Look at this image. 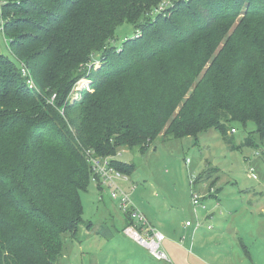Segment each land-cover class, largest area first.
Masks as SVG:
<instances>
[{
    "label": "trees",
    "instance_id": "trees-1",
    "mask_svg": "<svg viewBox=\"0 0 264 264\" xmlns=\"http://www.w3.org/2000/svg\"><path fill=\"white\" fill-rule=\"evenodd\" d=\"M167 1L0 0L12 52L0 56L10 68L0 65V264H60L66 237L80 241L92 227L81 199L93 184L88 153L145 150L166 125L162 140L215 130L233 149L229 131L248 122L264 139V0H174L159 10ZM125 23L136 35L116 47ZM83 78L90 90L69 102Z\"/></svg>",
    "mask_w": 264,
    "mask_h": 264
},
{
    "label": "rangeland",
    "instance_id": "rangeland-1",
    "mask_svg": "<svg viewBox=\"0 0 264 264\" xmlns=\"http://www.w3.org/2000/svg\"><path fill=\"white\" fill-rule=\"evenodd\" d=\"M173 2L174 0H168L159 5L158 9L162 11L166 7H173ZM135 29L137 28L126 23L120 26L116 32L117 40L113 42V45L118 47L126 38H133L137 31ZM9 40V36L5 35L4 28L2 31L0 30V56L5 59L8 56L11 58L12 52L6 44ZM12 57L16 62V58L13 55ZM16 63L20 71L24 69L28 72L27 76H32L25 64ZM0 65L3 68H9L6 61L0 62ZM95 66L99 67L98 63ZM84 69L91 71L93 68L88 64ZM21 74L24 78L27 77L23 71ZM31 78L33 79V77ZM33 81L34 90L39 91L45 99H48L47 92L41 88L38 90L34 79ZM91 85L92 83L86 78L81 79L71 91L69 102L74 103L79 98V91L88 92ZM114 88H116L115 83L112 84V89ZM178 112L179 109L174 113L173 118ZM233 127L236 132L232 133L230 130L228 133L229 139L234 145L233 149L229 148L222 135L215 130L203 132L197 138L162 140V135L168 128L166 125L150 148L145 150L121 148L117 150L114 160L135 166L133 174L127 177L128 182L123 183L122 186L130 195L134 205L138 203L140 208H146L147 213L144 214L158 228L166 220L168 214L165 208L158 207L165 204L173 208L178 221L194 222L197 228V222L193 215L192 190L203 189L206 184L205 190L208 192L212 187L214 192L216 190L220 204L225 205L226 220L231 218L232 228L245 234L243 236L245 249L238 248L236 251L233 248L230 255L231 263L252 264L251 253L256 264H264V139L258 134L257 126L253 122H248L246 125L235 123ZM247 139H251V145L246 143ZM250 173L257 179L254 180ZM81 199L84 220L95 225L94 229L92 227L89 229L90 233L93 234L101 229V233L103 232L104 235H95L91 239V237H86L88 235L86 231L85 238L79 234L80 241H74L70 235L67 236L65 239L66 252L70 258H64L62 264H113L112 256L121 255V251H131L133 248L132 243L123 235L122 214L118 212L117 218L120 219L116 220L114 229H111L112 226L109 228L98 227L96 224L101 221V218H105L108 210H111V215L116 216L109 192L106 191L103 194V200H100V194L92 184L87 192L81 194ZM143 202L144 206L141 205ZM135 207L138 206L135 205ZM141 212L143 211L141 210ZM219 216L214 217V224L210 223L214 229H217ZM207 229L213 230L209 229V226ZM107 232L113 234V241H111L113 237H108L109 233ZM231 241H235V235L226 236L224 239V243L229 245ZM178 243L181 244L180 241ZM167 244L168 242H164V246ZM116 245L121 249H115ZM188 250L190 251V249ZM226 251L229 252V249ZM245 251L249 252V256ZM124 257L125 255L117 257V264H121ZM219 258L227 259V256L219 252Z\"/></svg>",
    "mask_w": 264,
    "mask_h": 264
},
{
    "label": "crops",
    "instance_id": "crops-1",
    "mask_svg": "<svg viewBox=\"0 0 264 264\" xmlns=\"http://www.w3.org/2000/svg\"><path fill=\"white\" fill-rule=\"evenodd\" d=\"M251 174V173H250ZM252 178L255 180L257 177L253 174H251ZM207 185L204 184L203 189H197L195 188L197 193L200 194L202 197L201 205L193 206V215L196 219L195 222H201L202 225L200 227H195L194 222H191L192 225L188 226L187 223L190 221H187L186 223L178 221V218L176 217V213L173 212V208L170 205H161L158 208H165L166 211H168V214L166 215V220H164L159 228L151 223V221L147 218V216L144 213H147L146 208L137 205L138 209L142 210L143 214L145 215L148 222L155 227L158 231H160L162 234L165 235L166 241L168 242L167 246H164L170 261L169 262H157L155 261L149 252L139 246L137 243H135L131 238L124 235L128 241H130L133 245V248L131 251H121V255H125L124 260L121 261V264H232L231 262V251L233 248L238 251L239 249H245V240L243 236L245 235L240 230L236 228H232V220L231 218H228L226 220L227 214L225 205L220 204V200L217 197L216 190L214 192V189L211 187L208 192H206ZM203 194V195H202ZM208 199V201H206ZM210 200V201H209ZM206 201V202H205ZM142 206L145 205V203H141ZM113 208L116 212V216L111 215V210H108V212L105 214V218H101V221H99L96 226L98 227H108L112 226L111 229H114L116 226V220L120 219L117 218V214L119 209L114 204ZM140 210V211H141ZM121 213V212H120ZM122 214V213H121ZM162 214V213H161ZM221 215V216H219ZM219 216L217 219V229L212 228L213 230H208V226L212 227L211 224H214V217ZM121 220L123 223V228L127 225V220L125 216L122 214ZM91 223V222H90ZM211 223V224H210ZM94 226L92 224V228L94 229ZM91 228V227H90ZM89 228V229H90ZM88 228H82L81 229V236L82 238H85V235L87 238L91 237L93 239V236L100 234L104 235V233H101V229H98L93 234L90 233L91 231ZM87 231V233H85ZM108 237H113V234L110 232ZM252 234V233H251ZM256 235V231L254 232ZM229 235H235V241H231L230 245L227 243H224V239L226 236ZM253 235V234H252ZM101 237V236H100ZM114 237L111 241H113ZM180 241L181 244L178 243ZM218 243V244H217ZM115 249H121L120 246L115 247ZM190 249V251L188 250ZM229 249V252L226 250ZM219 252L226 254L227 259H220L219 258ZM246 255L249 256V252L245 251ZM73 254V253H72ZM103 254V252H102ZM121 255H115L112 256L113 258V264H117L116 258ZM250 259L253 262L252 264H256L254 262V257L250 253ZM71 256V254H70ZM64 258H70L69 255L66 252ZM60 262L62 264L63 262ZM85 261V260H84ZM146 261V263H145ZM243 264H246L244 262Z\"/></svg>",
    "mask_w": 264,
    "mask_h": 264
},
{
    "label": "built area",
    "instance_id": "built-area-1",
    "mask_svg": "<svg viewBox=\"0 0 264 264\" xmlns=\"http://www.w3.org/2000/svg\"><path fill=\"white\" fill-rule=\"evenodd\" d=\"M0 30L2 31V28ZM21 71L25 76L28 75L26 70L21 69ZM25 78L29 89L33 90L35 87L33 79L31 76ZM55 100L56 95L51 98V103L54 104ZM235 132L236 130L232 131V133ZM92 154L88 153L93 170L92 183L100 194V200H103V194L108 191L110 199L130 222L124 227L123 234L145 248L155 261L169 262V256L164 248L165 235L153 227L145 215L133 204L130 195L122 186L123 183L128 182V178L113 166L114 157H97ZM251 173H253L252 170ZM192 199L194 206L201 205L202 196L194 190H192ZM187 225L191 226L192 223L188 222ZM201 225V222L197 223V227Z\"/></svg>",
    "mask_w": 264,
    "mask_h": 264
}]
</instances>
